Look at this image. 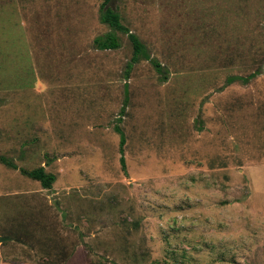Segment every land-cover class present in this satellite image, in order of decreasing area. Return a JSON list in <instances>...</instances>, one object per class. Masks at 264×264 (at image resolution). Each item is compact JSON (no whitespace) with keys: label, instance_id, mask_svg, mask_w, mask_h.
Instances as JSON below:
<instances>
[{"label":"rangeland","instance_id":"374dc122","mask_svg":"<svg viewBox=\"0 0 264 264\" xmlns=\"http://www.w3.org/2000/svg\"><path fill=\"white\" fill-rule=\"evenodd\" d=\"M109 1L0 0V264H264V0Z\"/></svg>","mask_w":264,"mask_h":264},{"label":"trees","instance_id":"16d2710c","mask_svg":"<svg viewBox=\"0 0 264 264\" xmlns=\"http://www.w3.org/2000/svg\"><path fill=\"white\" fill-rule=\"evenodd\" d=\"M101 20L102 22L109 24L113 28V31L106 34L105 36L96 37L94 41L96 48L101 49V50L120 48L121 44L115 32L116 30H120V31L128 33L129 38L133 43L134 53H133L131 62L128 63L127 65V70H126L127 78H129L130 76V72L132 70L133 64L139 62L142 58L150 60L151 63L156 67V70L160 74H164L167 71L166 69H164L163 65L158 60L151 57L146 44L136 34L131 32L127 26H125L121 22V17L118 12L112 10L111 8H108L106 10L103 9V12L101 14ZM167 77H168L167 74H164L163 78L167 79ZM233 80L234 78H231L229 82H232ZM128 99H129V90H128V82H126L124 105L121 108L120 117L118 118L119 123H117L115 126L116 131L120 134L121 165L125 173H128L126 159H125L126 135H125V132L122 126L120 125V122L122 121L123 119L122 117L124 116V113L126 112V108L128 106ZM0 162L10 168L18 169L17 164L12 159L8 158L5 155H0ZM20 171L22 174L40 181L41 185L47 189L52 188L53 183L56 181V175L54 173L47 172L44 166L37 167L31 170L26 169V168H20Z\"/></svg>","mask_w":264,"mask_h":264},{"label":"water","instance_id":"95a60500","mask_svg":"<svg viewBox=\"0 0 264 264\" xmlns=\"http://www.w3.org/2000/svg\"><path fill=\"white\" fill-rule=\"evenodd\" d=\"M118 0H110L107 5L105 6V9L111 8L113 10H115V6L117 4ZM263 71H264V65H263ZM9 238L7 237H0V241L3 242L5 240H8Z\"/></svg>","mask_w":264,"mask_h":264},{"label":"crops","instance_id":"0c3cea01","mask_svg":"<svg viewBox=\"0 0 264 264\" xmlns=\"http://www.w3.org/2000/svg\"><path fill=\"white\" fill-rule=\"evenodd\" d=\"M1 234V233H0ZM1 236V235H0ZM6 241V240H5ZM2 249V247H0Z\"/></svg>","mask_w":264,"mask_h":264}]
</instances>
